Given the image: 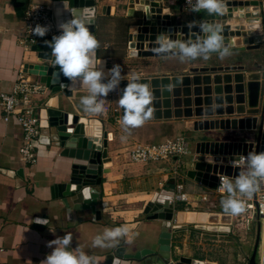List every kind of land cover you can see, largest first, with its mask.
Segmentation results:
<instances>
[{"label":"water","instance_id":"water-1","mask_svg":"<svg viewBox=\"0 0 264 264\" xmlns=\"http://www.w3.org/2000/svg\"><path fill=\"white\" fill-rule=\"evenodd\" d=\"M9 1L16 7L18 16L23 17L32 0ZM50 2L53 3V7L63 9L62 22L68 20L71 14L83 13L89 18L90 31L96 35L100 0H50ZM174 5L172 0L128 1L127 17L133 19L131 26L135 27V31L128 35L130 57H178L157 55L153 51L157 47L155 42L158 34L168 33L171 39L183 41L195 40L201 35L198 26L190 29L189 24L183 21V8ZM224 5L223 14L199 16L194 24L209 22L220 25L221 35L225 46L230 50V55L264 51V1H227ZM105 7L108 8L107 12ZM114 10H111L108 5L101 7L102 15H109ZM225 27H228L227 33ZM59 34V28H56L54 34L34 45L31 51L36 55V63L27 64L25 67L29 74L39 78L38 80L47 86L48 92L45 98L51 95L42 105L40 117L46 123L44 122L41 130L39 142L41 145L65 150L64 156L72 159L67 180L51 186L52 199L60 200L68 215H71L72 210L91 211L92 215L99 220L101 211L98 207L103 205L106 208L107 204L101 203L102 197L98 188L102 186L103 175L109 173L111 159L108 158V141L112 140L113 136L104 131L103 123L99 119H88L63 111L62 97H71L75 90L88 91V89L86 86L81 87L79 80L74 82L65 77L55 64V58L51 55V48L46 41H51ZM210 56H218V54L213 53ZM258 56L259 54H256L253 60L243 64L192 67L189 70V76L139 79V82L147 84L149 89L152 88V91L149 90L152 95L149 107L154 110L155 118L167 119L173 116L195 118L193 123L195 132L208 134L215 132L218 136L216 139H202L196 143L195 154L191 151L188 155L193 156L192 160L183 166L186 168L185 175L181 170L183 167H180V174L186 179L184 181L189 180L214 191L217 188L219 174L234 179L240 174L241 168L227 166L230 156L247 155L253 152L254 147L255 152L258 153L261 145V151H264V68ZM96 60V68H102L107 73L110 69L108 62L100 58L98 49ZM249 66L257 67V70H248ZM127 82V79H123L119 88L113 92L120 97L121 90ZM173 108L174 111H172ZM120 109L122 120L124 110L121 107ZM234 112L236 116H233ZM227 131L253 132L255 141L229 139L218 135ZM204 143L214 146L200 152V145ZM21 173L20 170L19 174ZM169 184L175 185V180L171 179ZM189 205L192 206L185 204L182 207L175 203L173 189H164L156 193L147 204L144 211L147 219L159 220L164 226L160 250L147 256L151 264H211L185 256L179 258L174 256L177 260L172 263L170 247L172 235L185 230L196 234L204 232L212 235L228 234L232 231V215L191 211L188 208ZM187 212L208 213L211 217L202 223H177L178 216L185 215ZM37 219L47 220V216L35 219L34 227L41 228L42 224L36 223ZM257 231V240L246 264H259L262 237L260 224ZM125 252V247H117L114 253L107 256L108 264H117V262L121 264L122 260L141 259L145 254L142 252L126 254ZM262 262L264 264V249Z\"/></svg>","mask_w":264,"mask_h":264},{"label":"crops","instance_id":"crops-1","mask_svg":"<svg viewBox=\"0 0 264 264\" xmlns=\"http://www.w3.org/2000/svg\"><path fill=\"white\" fill-rule=\"evenodd\" d=\"M128 1L118 3L116 0H100L95 35L100 42L98 48L100 58L107 60L110 69L114 66L113 60L123 58L139 65L157 64L156 68L144 67L137 74H133L140 79L190 74L189 70L197 66L192 63V59L181 62L179 57L132 58L129 56L128 35L135 31V27L131 26L133 19L127 17ZM178 1L179 7L183 8L182 0ZM31 3H43L51 7L56 28H59L64 18L62 8L53 7L50 0H32ZM106 5L111 7V10H115L109 15H102L101 7ZM119 5H123L124 8H118ZM183 13L182 19L187 24L194 23L199 16L208 15L205 11L188 12L184 8ZM177 14H179L178 10ZM127 24H129L128 30ZM22 27L23 17L18 16L14 4L9 0H0V92L2 93H11L20 72L27 64L36 63V55L32 51H25L22 46ZM180 63L186 66L180 68L177 66ZM33 77L39 79L34 75ZM149 90L152 91V88ZM88 94V91L75 90L71 97H62L61 107L63 111L80 117L99 119L103 123L104 131L113 136L112 140L108 141V158L111 159L109 173L103 175L102 186L98 188L101 192V203L107 204L106 208L103 205L98 207L101 211L99 220L91 211L72 210L71 215H68L64 204L60 200L52 199L51 186L67 180L72 159L64 156L65 150L41 145L38 140L36 163L25 164L20 157L24 138L23 129L16 117L5 121L0 107V264H28L29 261L31 264H41V261L52 251L47 246L48 243L57 237H63L66 233H71L73 237L70 250L79 246L88 255L98 257V264H108L107 256L120 246L126 248V254L145 253L141 259L122 260L121 264H151L147 256L160 250L164 226L159 220L147 219V215L144 214L147 204L156 193L164 189L175 190L177 181L185 186L192 207L198 205L201 196L207 195L204 187L195 182L184 181V177L172 176L171 170L178 167L180 170L187 159L144 164H135L130 160L129 151L135 142L157 144L179 136H184L189 141V137L200 138L208 134L194 131L195 118L173 116L157 119L153 116L154 110L151 109L152 116L149 120L140 127L126 131L121 123L119 94L110 92L104 98L106 112L102 115L84 111L80 100ZM49 97L39 100L40 115L42 105ZM20 170L21 174H19ZM171 179L175 180L173 186L169 184ZM43 216H47V224L35 228V219ZM124 225L129 229L128 234L111 242L112 246L93 247L94 238L101 235L105 228ZM187 234L188 232L184 231L173 233L170 240L172 263L177 260L174 256L203 260L188 250L190 235Z\"/></svg>","mask_w":264,"mask_h":264},{"label":"clouds","instance_id":"clouds-1","mask_svg":"<svg viewBox=\"0 0 264 264\" xmlns=\"http://www.w3.org/2000/svg\"><path fill=\"white\" fill-rule=\"evenodd\" d=\"M193 12L205 11L210 16L223 14L224 0H187ZM89 18L83 13L71 14L70 18L59 24V35L46 41L51 48V55L55 64L63 75L72 81L79 80L81 87H87L88 95L81 97L80 103L85 112L99 114L105 110V99L110 92L116 91L123 79H127L126 86L121 90L119 105L124 110L122 126L126 131L142 126L152 116L149 107L152 95L147 84L139 82V77L122 76L121 65L116 64L107 73L97 69L96 50L100 42L88 27ZM198 26L201 35L195 40L183 41L171 39L168 33L157 35V47L153 51L157 55L178 56L181 61L203 57L208 59L216 53L221 58L230 55V50L224 44L220 25L200 22L198 25L190 23L188 27ZM49 28L36 25L32 29L34 36L43 38ZM123 139V138H122ZM234 166L245 165L240 174L233 180L221 177L219 190L227 193L222 199L221 206L227 215L238 216L247 209L246 200L257 192L264 184V152H251L242 156ZM38 224H47V220L37 219ZM126 225L116 228H105L101 235L93 240V247H110L113 241L128 234ZM72 234L66 233L63 237L48 243L51 253L41 261V264H98L99 258L85 253L79 246L70 250ZM31 264V261L28 262ZM119 264V262H117Z\"/></svg>","mask_w":264,"mask_h":264},{"label":"built area","instance_id":"built-area-1","mask_svg":"<svg viewBox=\"0 0 264 264\" xmlns=\"http://www.w3.org/2000/svg\"><path fill=\"white\" fill-rule=\"evenodd\" d=\"M227 1H247V2H262V0H224ZM264 1V0H263ZM184 10L193 12L187 3V0H182ZM51 7L43 3H30L23 15V34L22 46L25 51H31V48L38 44L42 39L52 35L56 31V24L51 14ZM201 12V11H200ZM36 25H42L49 28L46 36L43 38L34 36L32 29ZM48 88L39 80L34 79L32 74H29L25 69L17 76L16 82L11 93L0 92V107L4 113L5 121H9L11 117H16L20 126L23 129V145L20 149L21 160L27 165H34L37 161V144L41 135L44 122L40 117L39 100L47 95ZM105 105V104H104ZM106 111L99 113L104 114ZM46 123V122H45ZM255 141V140H254ZM260 146L258 153L261 151ZM255 147L253 152H255ZM130 160L135 164H144L151 162H170L173 159L187 157L191 153V144L184 136H179L174 139L166 140L157 144H143L135 142L130 151ZM242 156H230L227 166L232 168L244 169L245 165L234 166L233 162H238ZM174 168L171 170L172 176L182 178L180 170ZM226 175H218L217 188L214 192L225 198L227 193L219 190L221 185V177ZM228 177V176H226ZM234 180L232 177H228ZM190 195L185 192V186L179 181L176 182L174 190L175 203L190 204ZM201 202H207L208 196L204 195L200 198ZM246 211L238 216H232V226L240 225L246 231L257 229L260 224L264 227V184L255 192L250 199L246 200Z\"/></svg>","mask_w":264,"mask_h":264},{"label":"rangeland","instance_id":"rangeland-1","mask_svg":"<svg viewBox=\"0 0 264 264\" xmlns=\"http://www.w3.org/2000/svg\"><path fill=\"white\" fill-rule=\"evenodd\" d=\"M119 2H124L125 0H116ZM118 8H124L123 5H119ZM184 16V13H183ZM253 56H256V53L250 52L244 55L242 54H235V55H228L223 58L218 56H210L208 59H204L203 57L192 59V63L197 65L196 67L200 66H218V65H227V64H243L248 60H253ZM182 62V61H181ZM119 64L122 68V76L133 75L137 74L141 68H156L157 64H142L139 65L135 62H129L126 59H117L113 60V65ZM178 67H185L186 65L180 63L177 65ZM264 68V67H263ZM257 70V67L249 66L248 70ZM182 76H189L182 75ZM235 96V93L233 94ZM236 107V104H234ZM226 107V105H224ZM236 112H234L233 116H236ZM218 134V133H216ZM219 136L228 137L229 139H236V140H244V141H254L255 136L253 132L250 131H241V132H221L218 134ZM218 138L213 132L207 134V136H203L200 138L189 137V142L191 144V151L195 154V145L198 140L202 139H216ZM227 138V139H228ZM193 156H188L185 158H181L184 162H190ZM190 166H193L190 164ZM189 166V168H191ZM182 173L186 174V168H181ZM186 180V179H185ZM205 194L208 196L207 202L198 201V205L195 207L188 206L191 211H198V212H208V213H220L224 214V210L221 206V201L224 199L220 195L216 194L214 191L204 188ZM179 206L184 207V204L178 203ZM187 207V206H186ZM193 227V226H189ZM232 231L228 234H217L212 235L208 232H204L203 234H196L191 233L185 230L184 232H188V236L190 237V244L188 250L193 253L194 256H199L207 263L211 264H246L248 259L251 257L256 240H257V233L258 228L252 229L251 231H246L242 226L236 225L231 226ZM262 234V232H261ZM182 239V238H181ZM262 245V237L260 241V248H259V257L258 263L260 264L262 261L261 258V249Z\"/></svg>","mask_w":264,"mask_h":264},{"label":"bare ground","instance_id":"bare-ground-1","mask_svg":"<svg viewBox=\"0 0 264 264\" xmlns=\"http://www.w3.org/2000/svg\"><path fill=\"white\" fill-rule=\"evenodd\" d=\"M108 8L105 7V11L107 12ZM228 31V27H225V32L227 33ZM213 144H201L199 151H205L208 147L213 148ZM211 217V215H209L208 213H194V212H187L185 215H179L177 218V223L180 224H187V223H202L204 221H208L209 218ZM263 249H264V227L262 229V245H261V249H260V253H261V258L263 260ZM260 264H263V262L261 261Z\"/></svg>","mask_w":264,"mask_h":264},{"label":"flooded vegetation","instance_id":"flooded-vegetation-1","mask_svg":"<svg viewBox=\"0 0 264 264\" xmlns=\"http://www.w3.org/2000/svg\"><path fill=\"white\" fill-rule=\"evenodd\" d=\"M259 56H258V59H259V62L262 63V66L264 67V51H260L258 52Z\"/></svg>","mask_w":264,"mask_h":264},{"label":"trees","instance_id":"trees-1","mask_svg":"<svg viewBox=\"0 0 264 264\" xmlns=\"http://www.w3.org/2000/svg\"><path fill=\"white\" fill-rule=\"evenodd\" d=\"M174 3H175V5L174 6H178L179 7V5H180V3H179V1L177 0V1H174V0H172ZM119 24L121 25L122 24V20L120 19L119 20ZM128 27H129V24H127V30H128ZM125 36H126V34L124 35V38H125ZM125 39H124V43H125ZM188 184V183H187Z\"/></svg>","mask_w":264,"mask_h":264}]
</instances>
